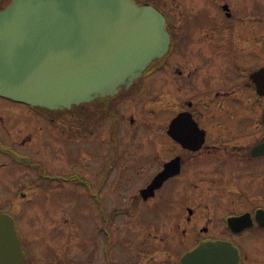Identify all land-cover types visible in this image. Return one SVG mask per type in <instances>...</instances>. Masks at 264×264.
<instances>
[{
    "label": "flooded vegetation",
    "instance_id": "flooded-vegetation-1",
    "mask_svg": "<svg viewBox=\"0 0 264 264\" xmlns=\"http://www.w3.org/2000/svg\"><path fill=\"white\" fill-rule=\"evenodd\" d=\"M135 1L161 13L169 42L127 89L69 110L0 97V214L13 221L20 264H70L75 250L83 264H181L191 251L187 264H264V0ZM66 134L85 144L83 170L49 173L40 148ZM26 175L89 182V239L23 242L25 207L45 191L26 188Z\"/></svg>",
    "mask_w": 264,
    "mask_h": 264
},
{
    "label": "water",
    "instance_id": "water-1",
    "mask_svg": "<svg viewBox=\"0 0 264 264\" xmlns=\"http://www.w3.org/2000/svg\"><path fill=\"white\" fill-rule=\"evenodd\" d=\"M167 43L162 15L133 0H11L0 10V96L48 109L113 96ZM21 260L13 221L0 215V264Z\"/></svg>",
    "mask_w": 264,
    "mask_h": 264
},
{
    "label": "rangeland",
    "instance_id": "rangeland-1",
    "mask_svg": "<svg viewBox=\"0 0 264 264\" xmlns=\"http://www.w3.org/2000/svg\"><path fill=\"white\" fill-rule=\"evenodd\" d=\"M208 16L207 13L204 15L206 20L205 25H209L211 22ZM220 23L222 24V20H220ZM157 118H159V115H157ZM66 135V139H63L60 145L58 144V136L54 135L51 138H47L50 142H47L42 148L39 147L41 150L38 155L36 154L37 158L43 159L42 165L49 173H63L69 167H77L80 169L84 165V160L80 154L81 148H83L85 144L77 141L75 135H73V139H71L69 134ZM102 153L103 151L100 155ZM46 159L49 160L46 161ZM88 162L89 160L86 158L85 163ZM89 163L95 165L96 162L92 160ZM104 167L107 168V163ZM89 168L90 172H88L87 177H91V181L99 180L98 172H95L92 165H89ZM80 170L82 171L83 169ZM115 175H110V179L112 176L115 177ZM72 180L68 181L70 183H68L67 186L56 185L54 187L50 185V183L53 184L52 181H50L49 184H45V180L26 175V188L36 191H45L41 192L39 198L31 200V203L25 207L22 217L23 242H35V245L39 242H72L74 245H77L85 241L84 239L82 240V238L85 237V239H89L91 228H93L92 226L94 225V221L91 217L95 218L97 221L98 219L96 212H90L86 207L88 204L95 203L97 193L95 190L88 189L89 182L81 184L80 182ZM113 186V183L105 182V191H113ZM51 187L53 190L50 191ZM90 191H93L94 195L89 193ZM34 206L37 207L39 213L46 212V214L40 215L37 211H33ZM56 207L60 208V210H52ZM85 213L89 214L85 215ZM35 215L39 216L35 217ZM66 219H69L71 222H66ZM87 242L90 245L93 244L92 242ZM32 260L37 259H29V261ZM48 262H50V260ZM70 264H83L82 257L77 250L74 251Z\"/></svg>",
    "mask_w": 264,
    "mask_h": 264
}]
</instances>
